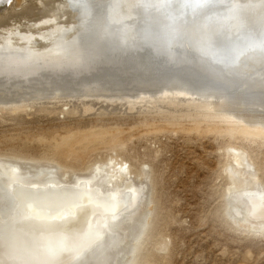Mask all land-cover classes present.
Segmentation results:
<instances>
[{"label": "bare ground", "instance_id": "obj_1", "mask_svg": "<svg viewBox=\"0 0 264 264\" xmlns=\"http://www.w3.org/2000/svg\"><path fill=\"white\" fill-rule=\"evenodd\" d=\"M261 2L264 0H0V104L26 95L43 97L55 92L87 96L105 91L111 98L138 94L173 99L197 97L191 104L194 107L226 115L240 111L247 114L254 108L261 112L264 98L260 96L227 97L218 91L172 88L171 83L182 80L168 75L172 67L188 62L187 67L202 76L236 88L240 81L231 79L230 71L249 63L255 65L252 69L264 65L257 58L264 59V37L259 40L264 36L259 28L263 26L252 25L259 20L254 22L251 17L264 8ZM115 4L118 9L113 13L111 7ZM231 19H250L249 26H245L254 35L229 43L225 56L224 30ZM212 20L219 23L204 32L201 39H195L192 25ZM94 21H104L109 27L88 28ZM129 23L132 27L124 28ZM233 26L237 29L240 25ZM173 38L176 39L170 44ZM230 47L233 54L228 56ZM149 55L168 67L150 63ZM223 55L228 59L224 60ZM113 63L119 66L99 69L100 65L108 68ZM59 74L66 76L60 75L56 80L69 78L67 86L49 83L53 75ZM127 77L141 78L140 83L133 82L128 87L133 90L143 81L151 85L146 87L162 82L168 88L129 91L122 96L121 80ZM99 78L113 80L112 85L102 84L109 90L98 87ZM31 85L34 87L28 88ZM247 87L237 93L247 92ZM226 157L224 170L229 183L224 191L226 201L222 194V203L227 216L241 227L264 226V181L258 178L257 168L243 150L227 146ZM22 165H35V171L41 172L32 177L28 170H20ZM128 167L116 157L93 162L81 170L44 160L0 157V264H120L130 237L137 233L148 212L147 225L134 254L133 264H141L140 246L151 236L150 173L147 165L143 169L148 170L141 169L136 174H131ZM52 169H58L55 175L50 172ZM146 190L149 205L145 202ZM160 245L161 242L159 249L163 244Z\"/></svg>", "mask_w": 264, "mask_h": 264}, {"label": "rangeland", "instance_id": "obj_2", "mask_svg": "<svg viewBox=\"0 0 264 264\" xmlns=\"http://www.w3.org/2000/svg\"><path fill=\"white\" fill-rule=\"evenodd\" d=\"M251 17L264 21V8ZM257 58L264 62L262 57ZM245 66L249 68L244 69ZM245 66L230 71V78L246 80V87L248 83L263 87L264 81L260 80H264V65L255 69L251 63ZM110 81L113 80L99 78L96 82L102 87ZM133 82L136 81L131 78L121 80L122 96L129 91L149 92L165 87L162 82L146 87L151 85L143 81L133 90L128 88ZM68 83L50 82L53 86ZM175 83H171L172 88L217 91L196 85L187 87L183 81ZM31 86L26 87H34ZM259 86L247 89L259 91ZM54 93L44 94L45 97L40 94V98L39 94L30 98L26 95L28 99L23 96L0 104V157L44 160L73 170L116 157L129 165L131 174L147 165L152 188L151 236L140 246L141 264H264V226L236 225L239 223L227 216L222 203V194L226 201L224 191L229 183L224 170L227 146L246 152L257 168L258 178L264 181L263 105L261 112L259 108L249 109L260 114L240 111L226 115L194 107L191 104L197 97L173 99L138 94L132 98H111L105 91L87 96ZM233 95L245 98L239 93ZM77 162L80 168L70 165ZM160 242L163 246L159 249Z\"/></svg>", "mask_w": 264, "mask_h": 264}, {"label": "water", "instance_id": "obj_3", "mask_svg": "<svg viewBox=\"0 0 264 264\" xmlns=\"http://www.w3.org/2000/svg\"><path fill=\"white\" fill-rule=\"evenodd\" d=\"M92 9H94V8H92ZM117 9H118V5L115 4L114 6L111 7V12L113 11V13H114ZM223 14L225 15L226 13H223ZM111 15H112V13H111ZM109 16H110V14H109ZM253 19H254L253 20L254 22L258 21V20H255V18H253ZM259 19H261V18H259ZM107 20H108V18H107ZM112 20H113V18H112ZM194 20L196 21V19H194ZM250 21H251L250 19H245L243 22H237L234 19H231L229 21V23L227 25L228 27L225 28V30H224V32L227 34V36L225 37V39H226L225 42H227L225 44L226 45V47H225V53H224L225 56L227 55L226 54V48H227V46H228L229 43L231 44L234 40H236L238 38L239 39H241V38L244 39L243 37L250 36V35H254V33L250 30L251 28H247V26H249L248 24L250 23ZM212 22L206 21V23L199 24V25L196 22V24H193L192 27H191V32H192L194 38L195 39H201L202 38L201 35L204 32L209 31L212 28L213 25L215 26V25H217L219 23L218 21H214V20H212ZM254 22H252V23H254ZM236 23L240 25L237 29L235 28V26H233ZM104 24H106V22H104V21L103 22L100 21L98 24H97L96 21H94V23H91V26H89L88 28H91L92 27V30H93L94 28H96L98 26H103L105 28L109 27L108 25L106 27ZM245 25H247V26H245ZM252 25H254V26H263V27H259V28L261 29L260 31H263L264 32V21L260 20L259 23L252 24ZM123 26L126 29H129V28L132 27L131 26V23L126 24V25H123ZM236 33L239 34L237 36V38L233 36ZM263 37L264 36L262 35L259 38V40L262 41L264 39ZM261 38H263V39H261ZM175 39L176 38H173L171 41H169V43L170 42H171L170 44L174 43ZM213 40H214V38H213ZM221 49H219V51H218L219 53H222L221 52ZM232 50L233 49H231V47H230V49L228 51V53H229L228 56L231 55V54H233V51ZM224 55L222 56L223 58H225ZM106 58L103 59L102 61H105ZM107 59H111V58H107ZM180 59H183V58H180ZM226 59H228V58H225L224 60H226ZM149 60H150V63L156 62L157 65H159V67H164V66L165 67H168V66L164 65L160 60H155L154 56H152V55H149ZM113 65H118V63L110 64V66H107L108 68H103L102 65H100L101 67L99 69H112V67H117V66H113ZM187 66H189L188 65V62H183L180 65H178L177 67H172L171 68V71L168 73V75L172 76L173 79L176 78V79L182 80L183 83H188L189 85H202L203 87H207V88H210V89L211 88L212 89H217V91H221V92H224V93H229V95H233V94L237 93V91H241L242 87L246 88V86L244 85V81H242L240 79L242 82H240V84L235 88L236 90H234V91L228 90V88L230 87L228 83H216V82H214V81L211 80V77L202 76L200 73H198L194 69L189 68ZM199 68H200V66L198 67V69ZM60 75H63L62 77H65L66 76L64 74H59L58 76L53 75L52 78H51V80H49V81L52 82V83H55V82L58 83V82L68 81L69 78H65V79H61V80H56L57 78H59ZM214 76L218 77V75H214ZM127 78L130 79V77H127ZM263 78H264V76H263ZM131 79L133 81H136L137 83H140V80H141V78H137V79L131 78ZM260 81L263 82L264 80H260ZM230 84H232V82ZM253 84H252V88L254 87ZM263 87H262V85H260L258 87V89H260L259 91L250 92L249 90H247V92H243V93L240 92L239 94L240 95H243L246 98H257L258 96L264 98V93L261 92V89ZM244 93H246V94H244ZM260 105H262V104H260ZM52 158L55 159L56 161H58L59 163H63L62 160L59 159L56 156H52ZM70 165H72L75 168H80V163L79 162L73 163V164H70ZM33 167H35V165H30V166H24V165H22V167H20L21 168L20 170L21 171H25V172L28 170L30 172V175L32 174L31 176L32 177H35V175L40 174L41 171H37L36 172L35 171L36 169H34ZM56 171H58V169H55V170L52 169V170H50V172H52V175H55L56 174L55 173ZM36 173H38V174H36ZM148 193H149L148 190H146V200H145V202H146L147 205H149V201H148L149 194ZM147 214H148V212L145 213V215L143 216L140 224L138 225V227L136 229L137 230V233L136 234H133V236L130 237L129 242L127 244V247H126V249H125V251H124V253H123V255H122L121 259H120V264H133L134 263V254L137 251V246H138L139 240H140V238H141V236H142V234H143V232H144V230L146 228V225H147V221L146 220L148 219L147 216L149 215V214L148 215ZM165 248H166V246L163 249H161V250H165Z\"/></svg>", "mask_w": 264, "mask_h": 264}]
</instances>
